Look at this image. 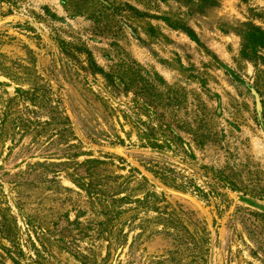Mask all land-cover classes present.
<instances>
[{"label":"rangeland","instance_id":"rangeland-1","mask_svg":"<svg viewBox=\"0 0 264 264\" xmlns=\"http://www.w3.org/2000/svg\"><path fill=\"white\" fill-rule=\"evenodd\" d=\"M105 1L0 0L10 231L44 264H264V0ZM155 123L181 141L145 145ZM87 158L156 210L100 227L72 179ZM1 243L0 264L26 263Z\"/></svg>","mask_w":264,"mask_h":264},{"label":"trees","instance_id":"trees-1","mask_svg":"<svg viewBox=\"0 0 264 264\" xmlns=\"http://www.w3.org/2000/svg\"><path fill=\"white\" fill-rule=\"evenodd\" d=\"M99 2L102 3L104 6H106L105 0H99ZM257 40L260 45H264V38L257 37ZM64 50L66 52L65 47H64ZM109 79H112V78L109 76ZM149 116H152V115L149 114ZM64 118H65V122L68 123V117L65 115ZM166 128L164 129L161 125L155 123V125H150L142 130H138L140 132V135H139L140 140L145 141L146 142L145 145L149 147L158 148V149L172 148L173 142L176 143L177 140L181 141V139H179V137L177 138L176 134L169 133V135H167ZM160 132L163 135L160 136ZM75 139H78V138L75 136ZM70 156L75 158L78 155L77 153H72ZM101 162L102 161H100L99 159H91V158L84 159L80 163L82 167V172L79 173L77 179H75L71 175L77 187H79L80 189L88 190L90 192V195L93 197V200L97 199L99 203L104 202V204L102 205L101 212L98 213L104 217L103 219L104 221L100 222V225H99L100 227H104L108 223H111L112 221H114V219H118L119 215L128 209V208L123 207L125 204L126 205L130 204L132 208L147 207V209L148 207L152 205V202H154V200L152 199L153 197H151L152 195L150 193H146L145 196L139 198V197L132 196L131 194H128V193L124 194V192H121L120 189H118L119 185L117 186V185H112V184L110 185L102 184L101 183L102 179H100L98 177V174L96 173V168ZM76 163L78 162H75V164ZM65 164L68 165V163H65ZM165 174L167 173L165 172ZM142 178L144 182H148L146 177L142 176ZM195 187L199 192L203 193L204 195L207 194L206 193L207 191H202L201 188L198 186H195ZM232 189L236 190V188H233V187ZM155 207H156V204L150 207V209L154 210ZM10 226L11 225H10L8 218L5 216L4 213L1 214V207H0V247L2 248V250H5L9 256H12V251L9 250L5 245L1 243V240H8L10 246L11 245L14 246L13 248H14L15 255L18 258L20 257L22 260H24L26 262L25 264H44V262H42V259H41L40 251L34 246V243H32V252L34 254V257L32 256L30 257V255L27 256V254L24 252V250L22 249L19 243L18 228H17V231L14 232L13 230V233H12V231H10L11 230ZM115 230L117 231L116 233L113 232V235L117 236V233L119 230L117 228ZM60 240L62 241V238ZM2 255L3 253H0V257ZM16 263L21 264L20 261L19 262L16 261Z\"/></svg>","mask_w":264,"mask_h":264}]
</instances>
